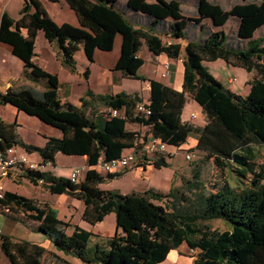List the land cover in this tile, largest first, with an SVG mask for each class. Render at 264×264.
<instances>
[{
    "label": "trees",
    "instance_id": "1",
    "mask_svg": "<svg viewBox=\"0 0 264 264\" xmlns=\"http://www.w3.org/2000/svg\"><path fill=\"white\" fill-rule=\"evenodd\" d=\"M65 1L80 26L58 23L41 0H24L18 18L6 10L2 14L0 42L10 45L12 53L30 70L28 78L36 83L42 80L44 89L35 85L10 86L0 90V105H12L35 116L58 129L62 136H50L43 146H38L21 137L17 122L0 119V151L18 145L30 154L39 153L41 160L52 161L54 166L58 152L86 156L88 168L79 183L48 170H28L25 174L28 182L53 194L81 200L85 204L82 218L90 224L114 213L116 232L91 246L96 234L76 224L68 232L71 224L63 221L59 210L47 202L7 190L0 205L9 212L21 209L25 218L18 219L25 224L28 220L37 223L35 231L49 239L56 252L86 264H162L184 243L199 250L191 264H264V162L257 161L259 146L264 145V36H256L264 26V0H239L229 8L212 0H193L196 16L183 12V3L189 0ZM232 18L239 21V26L231 36L224 26ZM205 19L213 27L206 26ZM39 31L57 44L63 64L72 71L77 69V51L83 49L88 60L94 62L97 50H113L116 38L121 36L120 54L113 69L136 80H147L139 73L145 63L139 56L144 44L154 55L177 59L183 47L181 40H185L183 88L177 90L161 80L149 79V114L136 111L137 104L144 101L139 93L96 95L89 89L86 97L120 111L117 116L102 111L90 115L86 110L90 102L85 97L80 107L63 101L58 74L35 62ZM168 37L175 41L169 42L165 39ZM219 58L256 72L247 95L227 88L204 65L205 60ZM85 74L89 76V68ZM188 97L203 107L205 126L182 119ZM128 124L145 126L175 147L197 135L194 148L205 152L207 159L213 158L215 164L235 171L241 178L238 185L225 181L209 187L197 172L196 180L184 182L191 195L175 185L169 190L151 187L132 193L102 189L100 184L120 178L126 171L102 174L93 168L98 159L118 158L141 138V132ZM172 157L145 156L143 160L150 159L156 168H161L169 167ZM40 179L43 184H39ZM215 220L223 221L228 229L214 228L211 223ZM0 238L10 263L50 264L45 259L50 250L44 246L14 240L9 235L2 234Z\"/></svg>",
    "mask_w": 264,
    "mask_h": 264
},
{
    "label": "rangeland",
    "instance_id": "2",
    "mask_svg": "<svg viewBox=\"0 0 264 264\" xmlns=\"http://www.w3.org/2000/svg\"><path fill=\"white\" fill-rule=\"evenodd\" d=\"M220 2L222 5H224L226 8H229L233 3L237 2V0H216ZM24 0H0V19L2 15V11L7 10V12L14 18H18L20 15V10L23 6ZM45 7L47 8L49 14L53 17L54 20H56L58 23L63 22H69L74 25H79V22L77 20L76 14L74 11L70 8V6L67 4L65 0H62L61 2H51L49 0H45ZM225 30L227 33H229L231 36L236 34L237 31V23L234 18H232L225 26ZM263 35L264 36V26L261 27L257 33L256 36ZM46 38L42 34L37 40V51L39 53V62L44 65L47 70H50L52 73H58L59 76L63 80H75L74 82V89L75 90H82L85 88L87 83L91 87H96L100 84L105 85L108 83L110 86V89L113 90L115 88V85L112 84L113 81L111 78L114 76V72L112 71L113 64L115 65L121 49V37L118 36L115 42V47L111 51H102L97 50L95 54V60L92 63L88 58L86 57L83 49H80L75 54V60L77 63V74H74L72 76L71 72L63 67L60 66L55 60L52 62L50 58H48V55L46 52H44L43 44L45 43ZM204 65L209 69V71L219 80L223 85H225L227 88L229 86H232V89L235 88L236 85H238L241 82L240 75L238 72V68L234 67L232 64L228 63L226 60L219 58L216 60H205ZM91 66L92 69H90V74L87 77L85 72L87 71V67ZM150 66L149 64L145 65L143 70L144 72H147L149 70ZM65 69V70H64ZM230 78H235V81L233 83H230ZM35 83L34 85L38 87L39 89H42L44 87L43 83ZM120 86L126 90H133L140 87V81L132 78H124L121 80V83H119ZM142 85H146V81L142 82ZM70 83L65 82L60 88V96L63 101H68L66 99V96L69 95L70 92ZM250 91L248 90L246 94L247 95ZM89 98V97H87ZM187 101V114L188 119L193 121H199L198 118H192L190 115V111L192 110L191 103L192 101L189 99ZM80 101V100H79ZM92 101V100H91ZM81 102V101H80ZM82 105V103H81ZM194 105H197L196 103ZM87 113L92 115L95 112H106L108 108L103 107L102 105H96V106H87L86 108ZM23 116L20 118L23 124V127L21 131L23 134L30 138L34 139L36 141H40L42 137L47 134V132L52 131L54 128L43 123L40 121L37 117L31 116L23 111H21ZM0 114L2 116L9 117V113L5 111H0ZM187 116V115H186ZM128 127L137 130L138 125L136 124H128ZM190 139V138H189ZM187 147V146H186ZM130 150V149H126ZM185 152V153H184ZM190 152L191 158H186V154ZM34 154V153H33ZM31 154L32 156H34ZM139 156L140 153L138 154ZM140 157H138V163L141 164V161L139 160ZM173 167H176V173L174 177V185L177 187H181L182 191H184L186 194L191 195L192 191L188 189L186 186L187 180L193 181L195 179V174L199 172L201 180L206 183L209 187L213 185H219L222 184L225 181H228L231 185H238V181H240V176L233 171L230 167L227 166H219L214 163L213 158L207 159L205 152L195 149L194 147L189 148H178L175 155H173ZM175 158V160H174ZM70 157L67 155L60 154L58 158V163L61 166L62 164L67 165L70 164L67 162ZM74 162H79V158H72ZM179 161V162H178ZM257 161L259 163L264 162V145L259 146V155ZM138 164V165H139ZM138 165L130 168H137ZM70 166V165H67ZM76 167H82L76 166ZM70 168V167H69ZM66 169L65 171L70 176L72 168ZM75 168V167H74ZM60 168L57 167V170ZM86 168L83 169L81 179L85 177ZM159 170L154 171L153 175L150 176L151 182L158 181L160 174ZM147 176V175H145ZM153 180V181H152ZM142 180H136L134 174H128L127 177L119 179L114 186L115 188L121 189L123 193H132L134 192V188L138 186L139 183H141ZM20 192H27V193H35L37 196L40 197L42 200L49 199L50 202H52L53 207L59 210V216L62 218L63 221L68 222L71 224V227L68 228V232L72 231V226L75 225V222L80 221L81 218V212H82V204L78 201V199L70 198L67 194H50L45 188L43 187H29V190L26 186L22 185L20 188ZM38 192V193H36ZM41 193V194H40ZM68 196V197H66ZM99 226L97 227L98 231L100 230V233L96 235V237L92 238L90 245H94L97 242H104L109 237L113 236L116 232V218L114 213L108 214L105 219L98 223ZM212 226L214 228H218L220 230L228 229L227 225L221 221V220H215L212 223ZM5 227L7 229L12 230L13 234L18 237H26V238H36L35 234L22 226L21 224H17L14 226L11 223H5ZM199 250H192L190 249L185 243L182 244L178 249L172 251L168 257V259L162 263V264H191L198 256ZM46 261H48L50 264H86L81 259L65 254L63 252H55L54 254L52 252H48L45 255ZM0 264H11L6 258V256L0 252Z\"/></svg>",
    "mask_w": 264,
    "mask_h": 264
},
{
    "label": "crops",
    "instance_id": "3",
    "mask_svg": "<svg viewBox=\"0 0 264 264\" xmlns=\"http://www.w3.org/2000/svg\"><path fill=\"white\" fill-rule=\"evenodd\" d=\"M41 1L43 2V4L45 3V0H41ZM212 1H216V0H212ZM238 1L239 0H237V2ZM216 2H218V1H216ZM44 6H45V4H44ZM182 7H183V12L188 16H196L198 13L196 2L193 0L185 1L183 3ZM3 12L4 11H2V14H3ZM1 17H2V15H1ZM77 20H78V17H77ZM235 20H236L237 29H238L239 21L237 19H235ZM0 22H1V19H0ZM78 22H79V20H78ZM203 22L206 26H212L213 27V25H211V21L209 19H205ZM42 34L44 35V33L42 31H39L37 34V37H36V49H35L36 56L34 57V60H35V62L40 64L43 68L47 69L44 65H42L39 62V56L40 55L37 51V40L40 36H42ZM165 39L168 40L169 42L175 41L174 39H171L169 37L165 38ZM181 42L183 44V47H182V50L180 53V57L185 59V56H186L185 45L187 42L185 40H181ZM43 49H44V52H46V54L48 55V58H50L52 62L55 60L60 66L67 68L71 72L72 76H74V74H77V69H76V71H72L68 66L63 64L60 50H59V48L55 42H50L48 40L45 41V43L43 44ZM139 56L143 57L145 60V63L140 68L139 73L142 76H145L147 78V80H138V81H140V87L139 88H136L133 90H126V89L122 88L119 83H121L122 79L127 78V77H124L120 71H116L114 69H112V71L114 72L113 73L114 76L111 78V80L113 81L112 84L115 85V88H113V90L110 89V86L108 85V83H106L105 85L100 84L96 87H91L89 85V83H87V85L85 86L84 89L75 90L74 89L75 88L74 87V85H75L74 79L73 80H63L59 76V74L57 73L59 78H60V81L62 83V86L65 82L70 83V85H71L69 95L66 96V99H68V101H70L73 104L80 107V106H82L81 105L82 102H80V101L82 98L85 97L86 101L90 102L88 104L89 106L102 105L103 107H105L103 104H101L100 101L86 97L87 91L89 89H91V90H93V92L96 95H102V94H108V93L116 94V93H119L122 91H125L129 94L139 93L143 97V100L145 102H147L150 98V81H149V79H158V80H161L162 82H164L165 84L172 86L173 88H175L177 90H182L183 79H184V64H183V62H180L178 58L172 59L165 54L154 55L151 51H149L148 47L145 44L141 47V50L139 52ZM167 59L172 60V65H171L169 74L166 77H163L162 76V73L164 72L163 61H165ZM147 64H149V66H150L149 70L147 72L142 71L144 66ZM113 66H114V64L110 67H113ZM233 66L238 68L237 70L239 72L241 82L238 85H236L234 89H232L233 85L229 86L228 88L230 90H232L233 92L244 95L247 93L248 90L250 91V87H251L250 82L254 79L256 72L255 71H248L247 69H245L244 67H241V66H236V65H233ZM87 68L92 69L91 66H88ZM29 71L30 70L26 69L24 62L19 57H17L16 55H14L12 53L10 45L3 43V42H0V90L5 91L10 86L20 87V86H24V85H26V86L27 85H34L36 82L32 81L31 78H28V72ZM48 71H50V70H48ZM230 79H233V78H230ZM144 81H146V85H142V82H144ZM230 83H233V81ZM42 89H44V87ZM189 99L192 101V103H191L192 110L190 111V115H191V113L195 112L196 113L195 118H198L199 121L191 122L188 119L187 104L184 107V110L182 113V119L184 121L191 122L197 126H201V127L205 126V124L207 123V116H206L205 112L203 111V107L198 102H196L193 98H189ZM195 103L197 105H194ZM1 110L2 111L6 110L10 115H9V117H6V116H2L0 114V119L4 120L6 122H10V123L17 122L19 124L17 127L18 133L28 143H32V144H35L38 146H43L46 143V141L48 140V137H50V136L61 137L62 136V133L58 129L53 127L54 129L52 131L47 132V134H45L40 141L30 139V138L26 137L23 134V132L21 131V129L23 127V124L21 122L22 120L20 119L23 116L22 112L19 111L17 108H15L12 105H0V111ZM136 125H138V124H136ZM137 130H139L141 132V135L149 132V129L147 127L141 126V125H138ZM189 138L190 139H188V141L186 143H184L183 145H181L178 148H181V149L184 148L185 149V148H189V147H195L198 143L197 135L194 134V135L190 136ZM130 151H132V149L125 150L124 154H127ZM0 153H1V151H0ZM60 154H63V153L58 152L56 155V165L53 166L52 168L48 169V171H51L56 176H64V177L69 178V175L65 171L69 167L73 169L74 167L81 165L82 167H85L87 170L88 166H87V157L86 156L67 155L68 157L71 158L67 161L70 163L67 165H70V166H67L64 164L59 166L60 164L58 163V158H59ZM33 155L34 156H32V157L34 159L41 160V156L39 155V153L34 152ZM63 155H65V154H63ZM138 157H140L139 160L141 161V164H143V165L139 164V167H137V168L126 170V172L120 178H116V179H113L111 181H107L105 183H102V184H100V187L102 189L118 190V191L122 192L121 189L115 188L114 186L117 184L116 182L119 179L127 177L128 174H134L136 180H142V182L139 183L138 186H136L134 188L135 192H143V191H145L151 187L156 188V189H161V190H169L174 185V177H175V173H176V167L175 168L173 167V158L168 160L170 163L169 167L156 168L149 160L144 161L143 156H138ZM72 158H75V159L79 158L80 161L74 162V160ZM174 160H175V158H174ZM57 167H59L60 169L57 170ZM156 170H159L161 172V173H159L160 177H159L158 181L152 180L153 182H151L150 176L153 175L154 171H156ZM145 175H147V176H145ZM0 184L4 186L6 191L8 190V191L17 192V193L23 194L27 197L34 198L38 202H41V203L47 202L51 206H53L52 202H50L49 199L42 200L35 193L29 194L27 192H20L21 191L20 188L22 185L26 186L28 188V190H29V187H34L36 189L38 187H43V186L35 185V184L30 183L28 181H14L13 179H10V178L0 179ZM36 193H38V192H36ZM49 193L53 194L51 192H49ZM68 196L70 198L76 199L70 195H68ZM68 196H66V197H68ZM78 201L81 202L83 209H82L81 216H80L81 220L75 222V224L79 225L83 228H86L88 230H91L96 235L103 233V232H100V230L99 231L97 230L98 229L97 227L99 226L98 223H100V222H98L96 224H90L82 218V214H83V211L85 209V204L81 200H78ZM14 210L15 211L9 212L8 209H5L3 206L0 205V230H1L0 236L3 234V235H9L14 240H29L31 242H34V243H37V244L44 246L45 248H47L50 251L56 252V249L54 248V245L52 244V242L49 239H47L43 234L35 231V227L37 226L36 225L37 223H35L32 220H28L27 224H25L24 222H22V220L18 219L19 217L24 216V212L18 208H15ZM23 218H25V217H23ZM6 222L11 223L14 226L16 224H17V226H18V224H21L22 226H24L28 230L32 231L35 234V236H37V237L36 238H34V237L33 238H29V237L28 238H26V237L21 238V237L15 236V234H13L12 230L7 229L5 227ZM31 227H33V229ZM94 237H96V236H93V238ZM0 252H2L4 254V252L1 248V238H0Z\"/></svg>",
    "mask_w": 264,
    "mask_h": 264
},
{
    "label": "built area",
    "instance_id": "4",
    "mask_svg": "<svg viewBox=\"0 0 264 264\" xmlns=\"http://www.w3.org/2000/svg\"><path fill=\"white\" fill-rule=\"evenodd\" d=\"M180 62H183V58L178 57ZM172 65V60L167 59L163 61L164 72L163 77L169 74ZM230 82H234L235 78L230 79ZM137 113L142 112L145 114L150 113V109L147 107L146 102H139L136 106ZM106 114L117 116L120 111L114 108H108ZM191 117L195 118L196 113H191ZM178 147L170 145L168 142L162 140L160 137L154 135L151 132L142 134L140 140L136 142V146L127 154H123L118 158L106 160L103 157L98 159V162L93 166L95 170L102 174L126 171L136 165H138V154L143 157L153 158L155 155H175ZM186 158H191L190 152L186 154ZM149 159V160H150ZM151 162V160H150ZM54 165L52 161L37 160L32 157L25 149L18 145H13L7 148L4 152L0 153V179L10 178L14 181H29L26 176L28 170H40L47 171ZM85 167H75L69 176L72 182L79 183L81 181V175ZM39 184H43V180H39ZM5 188L0 184V199L4 198ZM1 232V230H0Z\"/></svg>",
    "mask_w": 264,
    "mask_h": 264
}]
</instances>
